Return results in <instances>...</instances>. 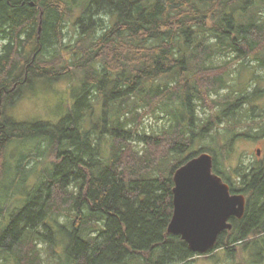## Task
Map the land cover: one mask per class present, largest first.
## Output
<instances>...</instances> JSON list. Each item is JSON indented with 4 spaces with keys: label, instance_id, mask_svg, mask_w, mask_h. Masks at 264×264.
I'll use <instances>...</instances> for the list:
<instances>
[{
    "label": "trees",
    "instance_id": "trees-1",
    "mask_svg": "<svg viewBox=\"0 0 264 264\" xmlns=\"http://www.w3.org/2000/svg\"><path fill=\"white\" fill-rule=\"evenodd\" d=\"M263 1L0 0V250L16 254L21 264H39L40 254L28 245L46 241L54 252L61 235L60 264H192L219 251L234 258L258 246L264 239V161L230 166L226 173L219 159L230 158L247 134L237 133L245 121L236 109H255L248 95L228 101L217 117L202 120L197 135L193 113L227 86L234 61L264 53V22L254 10ZM66 19L79 28L69 46L61 43ZM231 55L235 59L211 66ZM61 79L75 82L78 91L59 123L25 124L9 116L28 91ZM176 102L175 122L163 135L135 132L141 110ZM224 125L226 135L220 133ZM207 139L210 148L189 153ZM31 140L48 142L53 170L46 190L36 189L15 212L1 196L8 149ZM201 153L214 157V172L232 194L247 198L245 217L232 218V230L221 233L206 255L168 233L174 174ZM64 209L75 215L69 230L48 222ZM263 260L260 248L249 264Z\"/></svg>",
    "mask_w": 264,
    "mask_h": 264
},
{
    "label": "rangeland",
    "instance_id": "rangeland-1",
    "mask_svg": "<svg viewBox=\"0 0 264 264\" xmlns=\"http://www.w3.org/2000/svg\"><path fill=\"white\" fill-rule=\"evenodd\" d=\"M257 6L254 8L259 13L256 20L259 19V21L264 22V1L258 3ZM250 18V16H247L244 21H249ZM61 30L63 33L61 43L64 46H69L77 38L79 28L74 19H66ZM261 58L264 59V53L259 58L255 57L242 62L234 61L230 67V73L225 78L227 86L212 94L208 102L204 106L199 105L193 113V116L195 115L197 118L194 122L195 134L197 135V129L198 126L202 125V120H210L217 117L228 101L234 102L240 97L242 99L248 95L246 97L249 98L250 104L248 106L254 107L255 111L247 110V105L245 104H242L241 108L236 109L238 116L243 115V121H245L238 128L237 133L242 135L247 131V134H244V138L235 142L234 152L230 158H226V154L224 156L221 154L219 159L224 166L222 170L228 169L230 166L237 168L241 163L245 164V166H252L264 161V110L261 111V109H264V66ZM233 59H235V55H231L228 58L218 57L211 66H221ZM74 85L75 82L69 79H61L53 84L42 83L36 86L33 89L34 91H28L9 109L8 114L18 123L51 122L57 124L69 114L68 107L75 103L78 89L72 88ZM167 105L156 106L154 112L141 110L135 119V123H133L135 132L141 136L163 135L169 130L175 122L174 113H177L179 103L176 102L171 105L168 103ZM255 115L258 117L251 121V118ZM226 126H220L222 135H226ZM19 144L21 143H14L8 149L10 170L1 188L3 200L7 199V203L15 212H17V209L22 208V204L34 194L36 189L46 190L45 185L47 183L45 184V181H49V178L46 177H50L54 161L48 142L31 140L26 141L22 145ZM211 145V139L205 141L197 140L194 149L189 153L198 152L204 147L210 148ZM135 146L136 151L142 149V145L137 139ZM258 151H260V156ZM20 166H23L24 172H21ZM71 190L75 191V188L72 187ZM11 215H8V221L11 219ZM74 218V213L64 209L61 215L50 216L48 222L54 227L59 225L69 230ZM57 240L54 252L50 249V243L46 241L34 240L28 245L31 252L36 250L35 252L40 254L41 263L39 264H58V262L60 264L63 259L65 260L66 242H64V238L61 235L57 236ZM28 242L26 241V243ZM263 242L264 239L249 253L238 252L234 258L229 257L227 252L219 251L214 259L203 256L192 264H249L252 258L259 254L260 248L264 252ZM0 264H21V262H19L16 254L0 250ZM129 264H134V262ZM261 264H264V260Z\"/></svg>",
    "mask_w": 264,
    "mask_h": 264
},
{
    "label": "water",
    "instance_id": "water-1",
    "mask_svg": "<svg viewBox=\"0 0 264 264\" xmlns=\"http://www.w3.org/2000/svg\"><path fill=\"white\" fill-rule=\"evenodd\" d=\"M173 179L174 213L168 233L179 235L194 253L206 255L216 247L221 233L232 230L231 218L245 217L247 198L232 194L214 172V157L209 153L181 166Z\"/></svg>",
    "mask_w": 264,
    "mask_h": 264
},
{
    "label": "bare ground",
    "instance_id": "bare-ground-1",
    "mask_svg": "<svg viewBox=\"0 0 264 264\" xmlns=\"http://www.w3.org/2000/svg\"><path fill=\"white\" fill-rule=\"evenodd\" d=\"M83 31V30H82ZM248 97V96H247ZM27 247V246H26ZM26 264V263H25Z\"/></svg>",
    "mask_w": 264,
    "mask_h": 264
},
{
    "label": "flooded vegetation",
    "instance_id": "flooded-vegetation-1",
    "mask_svg": "<svg viewBox=\"0 0 264 264\" xmlns=\"http://www.w3.org/2000/svg\"><path fill=\"white\" fill-rule=\"evenodd\" d=\"M231 220H232V218H231ZM231 220H230V222H231Z\"/></svg>",
    "mask_w": 264,
    "mask_h": 264
}]
</instances>
